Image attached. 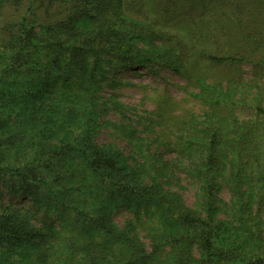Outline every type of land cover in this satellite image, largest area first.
<instances>
[{
	"label": "rangeland",
	"instance_id": "rangeland-1",
	"mask_svg": "<svg viewBox=\"0 0 264 264\" xmlns=\"http://www.w3.org/2000/svg\"><path fill=\"white\" fill-rule=\"evenodd\" d=\"M54 1L47 22L61 20L70 11V0ZM123 1L114 0L115 14L120 12L133 28L140 23L145 37L127 38L123 47L128 56L93 52L87 91L39 72L33 62L44 58L36 51L35 37H30L21 53H29V66L35 69L12 72L0 80V166L41 169L57 151L70 154L67 144L77 149L88 141L118 154L119 166L135 171L143 184L173 192L201 216L223 221L226 229L218 227L221 237L235 231L240 253L264 254V243H242L252 228L235 229L257 221L264 226V0H143L144 13L125 10ZM26 10L0 6V27L15 33L25 15L31 19L27 26L42 33L43 12ZM107 17L114 19L109 14L106 21ZM82 25L84 35H91L97 24L86 18ZM69 42L57 45L58 51L66 53ZM209 54L242 59L217 61ZM72 69L82 76L80 68ZM215 130L223 158L205 182L200 165L207 159L206 145ZM71 160L72 166L63 170L51 166L45 180L59 195L97 211L100 196L90 185L92 178L85 166ZM9 186L0 183V214L26 217L36 232L22 242L0 241V264H88L87 251L65 248L70 239L93 246L96 255L102 248L116 252L123 247L117 237L107 239L101 231L77 222L72 211L60 215L53 204L30 195L23 185ZM39 191L45 193L44 188ZM237 192L243 195L241 201ZM108 199L100 213L107 212L112 227L126 230L150 251L154 240L149 234L159 221L145 210L146 202L140 199L138 205L127 207L116 200L109 206ZM149 209L154 211L155 205ZM49 233L56 236L43 241ZM194 254L188 264H202L199 253ZM237 260L238 256L228 263Z\"/></svg>",
	"mask_w": 264,
	"mask_h": 264
},
{
	"label": "trees",
	"instance_id": "trees-1",
	"mask_svg": "<svg viewBox=\"0 0 264 264\" xmlns=\"http://www.w3.org/2000/svg\"><path fill=\"white\" fill-rule=\"evenodd\" d=\"M53 2L55 1L0 0V6L7 4L15 9L25 7L26 11L38 9L39 12H43L45 19V23L40 25L45 28L42 33L34 32L31 26H27L31 19L25 15L22 16V23L15 33H6L4 26L0 27L4 35L0 37V61L2 63L0 80L12 72L25 74V72L31 73L30 71L35 69L33 66H29L30 62L27 60L29 53H21L25 44L33 36L36 39L34 45L36 51L41 52L44 58V62L38 61L40 60L39 57L33 62L37 70L72 84L76 89L80 88L87 91L90 88L89 82H91V76L88 74V60L93 52L104 50L128 56L126 47H123L127 38L131 36L144 39L145 37L146 33L141 32L138 27L140 23L133 28L129 23H124L120 12L115 14L116 3L114 0H70V11L66 17L47 22L46 19L50 17V8ZM123 2L125 10H131L134 13L145 12L143 0H124ZM160 6L163 8L162 2ZM93 9H96L95 13H93ZM109 14L113 15L114 19L111 20L107 17L106 21V16ZM86 18L97 24L91 28V35H84L86 25L82 24ZM118 26H121V29ZM75 36H79V38L77 39ZM61 42H69L64 46L66 53L58 51L60 46L57 47V45ZM181 42L184 46H188L186 41ZM208 56L212 60L226 62L242 59L235 55L217 56L209 54ZM182 58L187 60L186 54ZM51 65L52 69H50ZM73 66L80 68L83 81L79 80V78L82 79V76L75 73L72 69ZM73 74H76L75 77ZM23 82L25 80L19 83L23 84ZM0 95V99H2V94ZM1 113L0 109V116ZM217 132L218 130L212 131L211 141L206 145L205 150L207 159L200 165V168L202 167L204 170L205 182L211 180L213 169L223 158L220 152L221 148L218 147L215 140ZM67 145L71 148L70 154L63 155V151H57L53 161L51 163L46 162L41 169L28 166L26 170L22 171L21 168L12 169L8 166H0V183H7L10 185L9 187L21 184L30 195L44 198L45 201L53 204L60 215L72 211L77 222L101 231L107 239L117 237L123 243V247L116 252L102 248L96 255L93 246L87 248L86 243L78 244L72 239L66 241L65 248L67 249L79 250L82 248L87 251L88 264H99V261L96 260H101L102 263L117 262V264H131L133 261L142 262V264L146 262L151 264H188L195 258V250L199 253L198 259L202 264H264L263 253H254L251 249L252 252L249 251L248 255L240 253L237 249L241 246L237 241L240 236L235 231L234 235L229 234L224 238L221 237L218 227L224 225V229H226L223 221L214 222L210 216H201L195 210L184 205L181 198L173 192L161 190L154 185H145L135 171H124L119 166L118 154L106 152L89 144L88 141L84 148L76 149L73 144ZM222 151H224V147H222ZM71 158L76 160V166H85L92 178L90 185H92L93 191L100 196L95 204L97 211H89L86 207H81L78 201L71 200L67 195H59V191L54 190L45 180L51 172V166L53 169L63 170L72 166ZM35 182L38 185L33 186L32 184ZM40 188H44L45 193L41 194ZM76 189L81 190V187ZM236 194L237 199L241 201L242 193L237 192ZM106 199L112 200L108 203L109 206L113 205L116 200L124 201L127 207L135 205L134 203L138 205L140 199L146 202L148 206L144 207L145 210L155 215L159 221V224L153 227V233L149 234L150 240H154L151 243L150 251L146 250L144 244L134 236H130L126 230L112 227L107 212L105 214L100 213L99 208ZM152 203L155 205L154 211L148 210ZM249 228L252 229L243 237L242 243L247 241L264 243V226L260 221H257L256 224L244 223L242 227L235 229L245 232V229ZM32 232H36V228L31 224H26V217L21 218L13 212L0 214V241L5 239L22 242L26 240L25 236L29 237ZM54 236L56 235L49 233L44 235L42 239L45 241ZM236 256H238L237 261L228 263L230 258L235 259Z\"/></svg>",
	"mask_w": 264,
	"mask_h": 264
}]
</instances>
